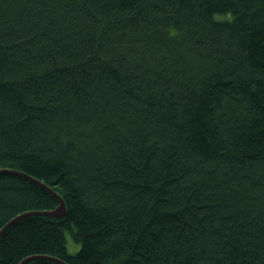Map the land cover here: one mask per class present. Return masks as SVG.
Wrapping results in <instances>:
<instances>
[{
    "label": "trees",
    "instance_id": "1",
    "mask_svg": "<svg viewBox=\"0 0 264 264\" xmlns=\"http://www.w3.org/2000/svg\"><path fill=\"white\" fill-rule=\"evenodd\" d=\"M0 168V264H264V0H0Z\"/></svg>",
    "mask_w": 264,
    "mask_h": 264
},
{
    "label": "water",
    "instance_id": "2",
    "mask_svg": "<svg viewBox=\"0 0 264 264\" xmlns=\"http://www.w3.org/2000/svg\"><path fill=\"white\" fill-rule=\"evenodd\" d=\"M0 172H9V173H13V174H17L20 176H23L27 179H30L32 181H34L35 183L39 184L40 186L44 187L47 191H49L53 196H55V198L58 200L59 204L57 207H55L54 209H48V210H31V211H26V212H22L17 214L16 216H14L13 218H11L9 221H7L1 228H0V235L1 233L8 228L12 223H14L16 220L20 219L23 216L26 215H31V214H40V215H50L53 216L55 218H61L64 216L65 212H66V205L64 202V199L62 198V196L57 193L56 191H54L51 187H49L48 185L44 184L43 182L37 180L36 178L22 172L16 169H12V168H0ZM38 257H42V258H46V259H50L53 261H56L60 264H67L66 262H64L63 260L54 257V256H49V255H30L27 256L25 258H23L22 260H20L17 264H24L32 259L38 258Z\"/></svg>",
    "mask_w": 264,
    "mask_h": 264
},
{
    "label": "rangeland",
    "instance_id": "3",
    "mask_svg": "<svg viewBox=\"0 0 264 264\" xmlns=\"http://www.w3.org/2000/svg\"><path fill=\"white\" fill-rule=\"evenodd\" d=\"M66 245L69 251H74L77 248V245L73 242L68 233H66Z\"/></svg>",
    "mask_w": 264,
    "mask_h": 264
},
{
    "label": "bare ground",
    "instance_id": "4",
    "mask_svg": "<svg viewBox=\"0 0 264 264\" xmlns=\"http://www.w3.org/2000/svg\"><path fill=\"white\" fill-rule=\"evenodd\" d=\"M58 204H59V202H58ZM57 206H58V205H57ZM57 206H56V207H57ZM53 209H54V208H53Z\"/></svg>",
    "mask_w": 264,
    "mask_h": 264
}]
</instances>
